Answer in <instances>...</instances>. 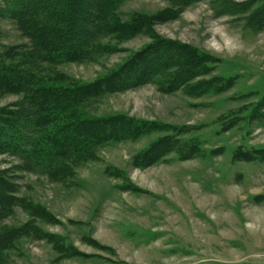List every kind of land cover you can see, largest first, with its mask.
I'll return each mask as SVG.
<instances>
[{"label": "rangeland", "instance_id": "obj_1", "mask_svg": "<svg viewBox=\"0 0 264 264\" xmlns=\"http://www.w3.org/2000/svg\"><path fill=\"white\" fill-rule=\"evenodd\" d=\"M253 1L203 0L154 28L212 59L201 79H220L223 92L168 94L148 84L91 100L83 109L88 117L124 116L144 130L98 146L64 177L0 155V172L21 199L1 221L0 237L31 228L5 237L0 264H264V11L259 27L247 24L264 0ZM228 2L248 10L224 14ZM168 8L162 0H127L117 15L127 20ZM0 16V54L29 44L8 14ZM150 42L144 35L119 44L104 39L110 47L99 57L45 65L43 75L49 85H88ZM22 100L2 96L0 108ZM167 138L172 146L160 147L165 156L150 163L147 152Z\"/></svg>", "mask_w": 264, "mask_h": 264}, {"label": "trees", "instance_id": "obj_2", "mask_svg": "<svg viewBox=\"0 0 264 264\" xmlns=\"http://www.w3.org/2000/svg\"><path fill=\"white\" fill-rule=\"evenodd\" d=\"M0 1L3 3L0 15L8 14L29 39V44L7 48L0 54V97L23 96L19 103L0 108V155L19 157L26 168L48 171L53 179L59 177V172L60 176H67L68 165L98 146L139 135L144 130V123L124 116L88 117L83 109L91 100L148 84H156L164 93L182 91L190 96L226 89L218 78L201 79L208 75L206 68L212 59L154 33L156 25L203 0H162L168 3V9L151 16L135 14L127 20L117 15L118 8L127 0ZM221 10L224 14L230 11L232 15H239L248 10V5L228 2ZM262 11L264 7L252 13L253 23L249 17L248 26L258 25ZM140 35L148 36L151 42L119 68L91 84L49 85L47 75H43L45 65L80 63L99 57L110 47L102 45L104 39L119 44ZM261 107H264V98ZM170 146L169 138L155 143L146 159L157 162L165 156L159 149ZM191 153L199 154V150L193 148ZM258 155L264 159V151ZM244 157L246 161L258 159ZM15 195L16 186L0 172V223L15 207L21 206V199ZM29 231L31 228L23 227L2 234L0 252L9 245L5 237ZM71 253L68 255L72 256Z\"/></svg>", "mask_w": 264, "mask_h": 264}, {"label": "bare ground", "instance_id": "obj_3", "mask_svg": "<svg viewBox=\"0 0 264 264\" xmlns=\"http://www.w3.org/2000/svg\"><path fill=\"white\" fill-rule=\"evenodd\" d=\"M256 197H257V196H256ZM256 197H255V198H256ZM258 197H259V196H258ZM261 224H262V223H261Z\"/></svg>", "mask_w": 264, "mask_h": 264}]
</instances>
